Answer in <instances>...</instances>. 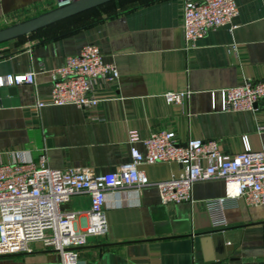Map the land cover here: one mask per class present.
<instances>
[{"label":"crops","instance_id":"crops-1","mask_svg":"<svg viewBox=\"0 0 264 264\" xmlns=\"http://www.w3.org/2000/svg\"><path fill=\"white\" fill-rule=\"evenodd\" d=\"M235 1L229 23L192 42L182 38V0H130L107 11L119 2L111 0L0 41V73L33 71L31 83L0 86V162L21 154L33 161L43 156L50 167L112 170L129 159L131 129L139 137L169 129L178 142L213 138L228 154L241 151L244 142L264 147V99L247 109H219V87L264 78V0ZM56 5L0 0V27ZM86 42L95 43L102 60L118 71L114 80L94 81L104 99L93 106L37 107L35 100L49 96L50 70ZM184 89L189 94L181 103L165 100L164 91ZM133 144L142 149L140 141ZM139 167L150 183L106 190V231L79 247V264H264V204L247 206L236 198L222 211L224 224L214 226L202 200L224 193L221 178L195 180L190 201L164 204L153 182L177 173L180 164ZM88 199L75 193L62 207L82 214ZM34 244L30 251L0 255V264H60L57 252Z\"/></svg>","mask_w":264,"mask_h":264},{"label":"built area","instance_id":"built-area-1","mask_svg":"<svg viewBox=\"0 0 264 264\" xmlns=\"http://www.w3.org/2000/svg\"><path fill=\"white\" fill-rule=\"evenodd\" d=\"M34 8L31 6L27 11ZM236 12L235 0H182L183 41L192 42L207 30L229 23ZM50 72L49 96L35 100L37 107L66 103L93 106L104 99L96 94L94 81L99 77L111 81L118 76L115 65L102 60L93 42L66 54ZM32 81L31 69L0 73V86ZM217 91L220 110L251 108L264 99V78L244 77L239 83L219 87ZM188 94V89L163 92L165 100L172 103H181ZM210 107L215 108L213 90H210ZM127 140L131 142L129 159L103 172H95L87 165L50 167L43 156L33 161L17 154L12 161L0 162V255L30 251L36 243L38 248L57 252L60 264H79V247L89 236H100L106 231V190L150 183L140 163L180 164L177 173L153 182L164 204L190 201L195 180L221 178L224 193L202 200L214 226L224 224L222 211L234 205L236 198H241L247 206L264 204V147L251 149L244 142L241 151L228 154L219 149L213 138L187 137L178 142L169 129L152 130L144 137L131 129ZM137 140L142 149L133 144ZM79 192L89 197L82 214L80 210L62 207L72 194Z\"/></svg>","mask_w":264,"mask_h":264},{"label":"water","instance_id":"water-1","mask_svg":"<svg viewBox=\"0 0 264 264\" xmlns=\"http://www.w3.org/2000/svg\"><path fill=\"white\" fill-rule=\"evenodd\" d=\"M62 3L30 16L0 27V41L26 34L32 30L52 23L109 0H58ZM217 237V236H213Z\"/></svg>","mask_w":264,"mask_h":264},{"label":"rangeland","instance_id":"rangeland-1","mask_svg":"<svg viewBox=\"0 0 264 264\" xmlns=\"http://www.w3.org/2000/svg\"><path fill=\"white\" fill-rule=\"evenodd\" d=\"M128 1H130V0H119V2H115V4H111L110 6H108V9H107V11H112V10H114V8L116 7V6H122V5H126V4H128Z\"/></svg>","mask_w":264,"mask_h":264},{"label":"trees","instance_id":"trees-1","mask_svg":"<svg viewBox=\"0 0 264 264\" xmlns=\"http://www.w3.org/2000/svg\"><path fill=\"white\" fill-rule=\"evenodd\" d=\"M109 1H111V0H109ZM106 2H108V1H106ZM105 3V2H104ZM101 4H103V3H101ZM100 5V4H99ZM96 6H98V5H96ZM96 6H93V7H96ZM93 7H90V8H93ZM90 8H88V9H90ZM85 10H87V9H85ZM83 11V10H82ZM78 13V12H77Z\"/></svg>","mask_w":264,"mask_h":264}]
</instances>
